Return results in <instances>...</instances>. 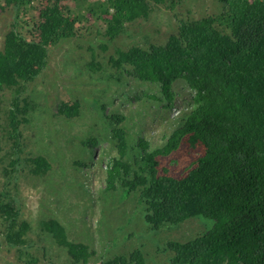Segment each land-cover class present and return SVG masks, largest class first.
Instances as JSON below:
<instances>
[{
	"label": "trees",
	"instance_id": "16d2710c",
	"mask_svg": "<svg viewBox=\"0 0 264 264\" xmlns=\"http://www.w3.org/2000/svg\"><path fill=\"white\" fill-rule=\"evenodd\" d=\"M46 1L34 26L36 35L27 36L18 20L28 4L6 0L16 16L0 51V113L2 94L11 91L6 139L12 144L13 172L21 162L17 117L28 114L27 104L21 106L22 97L48 66L51 48L76 36V21L84 13L95 20L106 17L100 34L113 42L127 25L148 20L159 5L175 9L185 0H73L78 7L74 14L60 8L59 0ZM213 1L220 7L217 13L179 22L163 45L118 49L105 62L93 56L85 65L94 73L109 71L106 80L117 83L129 74L158 90L142 94L150 98L149 104L137 97L140 105L134 112L140 120L135 135L126 116L108 117L100 108L107 138L116 149L105 167L104 191L136 196L145 223L155 231L198 216L209 221V229L194 240L168 245L174 264H264V0ZM180 80L189 90V100L169 120L166 115L175 108L179 93L174 87ZM151 107L157 108L160 120L157 143L142 135L146 119L154 123ZM80 108L78 100L61 103L56 116L70 120L79 116ZM98 143L92 136L81 142L87 153L84 160L74 162L76 168L89 165ZM176 154L183 158L181 172L172 171L181 162L173 159ZM30 162L35 174L50 168L42 158ZM15 204L9 194H0L5 238L14 248L26 246L28 230V224L19 221ZM43 226L67 250L71 264H88L94 254L88 246L69 242L56 221ZM100 264H146V260L138 249Z\"/></svg>",
	"mask_w": 264,
	"mask_h": 264
},
{
	"label": "rangeland",
	"instance_id": "374dc122",
	"mask_svg": "<svg viewBox=\"0 0 264 264\" xmlns=\"http://www.w3.org/2000/svg\"><path fill=\"white\" fill-rule=\"evenodd\" d=\"M62 9L74 14L78 7L73 0H59ZM105 0H87L86 3ZM150 1V0H149ZM26 14L19 15L21 32L36 35L34 26L39 21V12L47 5L46 0H25ZM159 5L148 20H138L126 26L119 38L110 42L100 33L106 28V17L93 19L84 13L75 24L76 36L62 41L49 52L48 66L38 78L27 86L21 106H28V114L18 116L21 162L13 172L9 162L14 158L12 144L7 141L9 130L6 113L12 106L13 93L2 94L0 113V194L6 192L16 203L19 221L28 224L26 246L10 247L5 235V223L0 217V264H71L67 250L44 229L48 221L58 222L65 230L69 242L83 244L94 254L88 264H100L116 256L128 257L141 250L146 264H174L171 243H187L205 233L210 223L202 217H193L177 226H168L155 231L144 221L142 206L136 196H126L123 191H107L105 167L116 155V149L105 130L103 116H126L130 132L138 133L136 109L140 103L151 102L142 95L157 94V88L139 83L129 74L120 82L106 80L109 71L91 72L88 67L93 56L97 62H105L116 50L126 51L132 46L147 49L149 45H163L176 33L179 22L197 20L217 13L218 5L212 0H185L182 5L169 9ZM110 14H113L111 9ZM71 14V15H72ZM14 7L0 0V51L4 37L15 19ZM102 46L106 48L102 50ZM92 56V57H91ZM179 93L175 108L166 117L173 120L178 110L189 100L185 83L176 82ZM78 100L80 114L73 119L56 116L58 104ZM97 101L98 104H94ZM104 107V115L100 108ZM149 107V106H147ZM152 111L153 121L146 119L142 135L157 143L160 137V122L157 108ZM141 111V110H140ZM147 111V112H148ZM152 119V118H151ZM113 125L116 124L112 122ZM107 129V128H106ZM88 136L99 139L93 148L90 163L76 168L74 162L84 160L87 149L81 142ZM172 166L177 172L183 166V158ZM42 158L50 168L35 174L32 159ZM179 169V170H178Z\"/></svg>",
	"mask_w": 264,
	"mask_h": 264
}]
</instances>
